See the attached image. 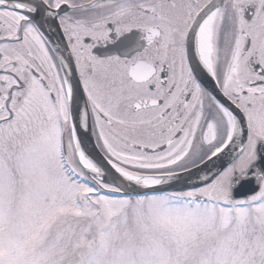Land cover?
Returning a JSON list of instances; mask_svg holds the SVG:
<instances>
[{"label": "snow or ice", "instance_id": "snow-or-ice-1", "mask_svg": "<svg viewBox=\"0 0 264 264\" xmlns=\"http://www.w3.org/2000/svg\"><path fill=\"white\" fill-rule=\"evenodd\" d=\"M0 264H264V0H0Z\"/></svg>", "mask_w": 264, "mask_h": 264}]
</instances>
